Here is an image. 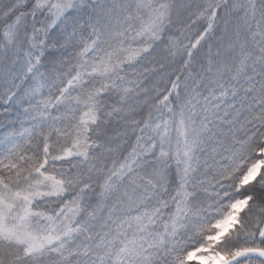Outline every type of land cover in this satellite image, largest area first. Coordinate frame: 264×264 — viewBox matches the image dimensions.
Here are the masks:
<instances>
[{
    "label": "snow or ice",
    "instance_id": "6c2138e0",
    "mask_svg": "<svg viewBox=\"0 0 264 264\" xmlns=\"http://www.w3.org/2000/svg\"><path fill=\"white\" fill-rule=\"evenodd\" d=\"M0 264H264V0H0Z\"/></svg>",
    "mask_w": 264,
    "mask_h": 264
}]
</instances>
